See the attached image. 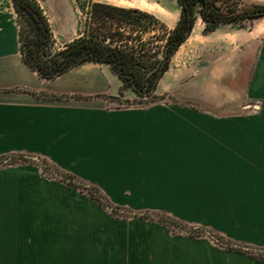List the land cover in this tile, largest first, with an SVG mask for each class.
Wrapping results in <instances>:
<instances>
[{
  "label": "crops",
  "instance_id": "crops-1",
  "mask_svg": "<svg viewBox=\"0 0 264 264\" xmlns=\"http://www.w3.org/2000/svg\"><path fill=\"white\" fill-rule=\"evenodd\" d=\"M36 1L53 38L73 39L76 0ZM92 1L146 11L169 29L180 15L177 0ZM203 29L198 17L157 84L168 102L123 106L114 100L137 96L120 95L106 64L40 78L22 60L12 0H0V159L29 160L0 165V264H264V17ZM42 161L101 191L137 183L140 171L163 185L173 175L198 191L200 224L252 250L100 230L102 206Z\"/></svg>",
  "mask_w": 264,
  "mask_h": 264
},
{
  "label": "trees",
  "instance_id": "trees-1",
  "mask_svg": "<svg viewBox=\"0 0 264 264\" xmlns=\"http://www.w3.org/2000/svg\"><path fill=\"white\" fill-rule=\"evenodd\" d=\"M177 1L180 6L179 19L169 29L156 16L137 8L86 0L85 10L81 1L76 0L84 19L78 20L76 37L55 49L52 30L37 1L12 0L19 27L22 60L45 80L54 79L84 62L106 64L121 82L120 95L125 90H131L137 96L131 103L147 105L160 98L155 94L157 84L168 70L174 53L189 37L198 17L204 23L205 34L220 24L242 25L264 17V6L261 5H239L230 0ZM19 161L29 160L22 155H14L0 159V165ZM41 164L46 173L87 192L89 197L112 214L128 215L127 210L110 204L98 188L86 185L72 175L52 170L45 161ZM129 214L158 221L190 235H207L217 244L228 248L252 250L224 240L203 227L186 229L171 217H156L151 212Z\"/></svg>",
  "mask_w": 264,
  "mask_h": 264
},
{
  "label": "rangeland",
  "instance_id": "rangeland-1",
  "mask_svg": "<svg viewBox=\"0 0 264 264\" xmlns=\"http://www.w3.org/2000/svg\"><path fill=\"white\" fill-rule=\"evenodd\" d=\"M80 1L86 10V0ZM76 18L77 23L78 20L84 19V14L80 11L78 6ZM76 35L77 31L73 36V39L76 37ZM71 40L67 37L54 39V48L59 49L65 43ZM131 102L133 101L119 98L114 100V104L116 103L123 106H146L133 104ZM158 102H168V99L165 96H160V98L154 103ZM57 172L64 174L62 171ZM149 172L153 174H143L144 172L140 171V174L136 177L138 179L137 183H127L126 185L120 183L106 184V188H108V190H100V192L110 202V204L113 206H120L128 211L126 212L128 215L116 216L112 214L107 208L100 206L106 213V220L100 224V230L123 232H171L172 234H176L185 238H204L211 240L206 235L186 234L187 232L179 230L178 228H172L158 221L134 217L132 214H129L136 212H151L156 215V217H171L180 222L184 227H186V229L202 226L207 228L208 231L220 235L218 231H215V229L212 228V225L200 224L198 222V220H204L208 217H206L200 209L198 211V191L193 190L195 188L194 185L190 186L188 184H179L175 182V179L177 178L173 177V175L171 176L172 179L170 185L166 182L163 185L162 176L154 174L155 171ZM132 173L133 171H128V174L126 173L127 175H124V178L135 179ZM46 174L49 176H54L50 173ZM120 178H123V176H120L119 179ZM79 190L89 197L87 192L82 191L81 189ZM223 239L226 240L225 238ZM233 242L237 244V242Z\"/></svg>",
  "mask_w": 264,
  "mask_h": 264
}]
</instances>
